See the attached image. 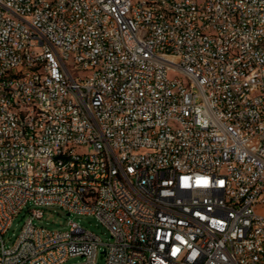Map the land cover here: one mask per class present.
<instances>
[{"label":"built area","instance_id":"obj_1","mask_svg":"<svg viewBox=\"0 0 264 264\" xmlns=\"http://www.w3.org/2000/svg\"><path fill=\"white\" fill-rule=\"evenodd\" d=\"M50 205L111 240L34 224ZM99 245L105 264H264V0H0V264Z\"/></svg>","mask_w":264,"mask_h":264},{"label":"rangeland","instance_id":"obj_2","mask_svg":"<svg viewBox=\"0 0 264 264\" xmlns=\"http://www.w3.org/2000/svg\"><path fill=\"white\" fill-rule=\"evenodd\" d=\"M30 208L31 203H27L26 206L16 216L13 217L8 230L2 237L5 247H11L16 242L23 223L30 214ZM42 211L41 218L33 219L34 224L37 226H43L53 230L65 229L67 228L68 220L72 219L83 228L98 235L103 243H107L109 240H111V234L108 227L94 215H79L73 213L68 214L67 210L56 205L44 206L42 207ZM102 251L103 245H99V249L95 258V264H105V258ZM80 260L81 257L72 256L67 258V260L62 264H73L79 262Z\"/></svg>","mask_w":264,"mask_h":264}]
</instances>
